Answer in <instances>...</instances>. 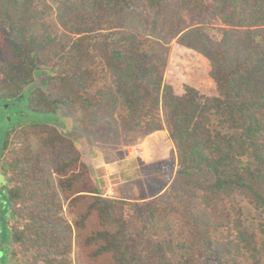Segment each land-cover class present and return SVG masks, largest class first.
<instances>
[{"label":"trees","instance_id":"1","mask_svg":"<svg viewBox=\"0 0 264 264\" xmlns=\"http://www.w3.org/2000/svg\"><path fill=\"white\" fill-rule=\"evenodd\" d=\"M55 5L73 34L66 41L50 31ZM133 20L161 25V41L142 42L136 25L128 30ZM0 31V99L17 101L24 122L0 141V241L8 236L15 255L28 264H82L85 243L93 260L109 264H264V225L260 237L235 203L243 194L264 215V0H0ZM102 81L114 90L110 101L127 108L119 116L126 133L149 137L157 165L136 168L131 179L162 180L155 196L101 193L75 141L46 120L60 106L99 108ZM32 137L61 150L63 194ZM88 198L71 223L65 203L79 208ZM190 206L204 219H191ZM92 214L102 229L84 238ZM14 217L22 229L11 226ZM162 218L180 228L177 238L156 236Z\"/></svg>","mask_w":264,"mask_h":264},{"label":"rangeland","instance_id":"2","mask_svg":"<svg viewBox=\"0 0 264 264\" xmlns=\"http://www.w3.org/2000/svg\"><path fill=\"white\" fill-rule=\"evenodd\" d=\"M51 1L53 2V0ZM55 7L56 11L50 19L52 24L50 31L54 33L55 39L66 41L68 39L67 36H73V34L61 22L64 9L61 10L57 5ZM133 21V23L127 26L128 30L132 29V24L136 25V30L140 32V40L142 42L153 41L158 43L161 41V35L164 32L161 25L154 31L152 25L147 26L137 20ZM127 23L129 24V22ZM6 55V41L0 31V61H3ZM46 72L47 69L42 67L37 76L41 77ZM106 83L109 84L107 81L98 82L95 87V91L103 90L102 95L106 96V102L99 108L74 111L65 106H60L58 111L54 115H48L46 120L51 126L58 127L63 134L75 141L78 151L87 158L92 184L96 185L101 193L109 197L119 196L135 200L155 196L165 187V183L162 180H153L152 178L143 180L142 176L135 177V180L131 179V176L137 170L136 168L142 169L146 165V167L148 166L152 169L153 164L157 165L156 158L151 157L146 148L149 137L142 136L138 132L126 133L119 116L126 114L127 108L122 99L110 101L113 99L114 90H110L109 86L105 85ZM37 86L45 87L44 81L41 80L40 83H37ZM6 107L7 104L5 105V109H0V120L3 121L5 119V123L0 125V141H3V138L6 137V132L13 123H24L20 121L18 116L17 110H20L18 109L19 106L14 107L12 105V109L9 111ZM156 134L153 133L152 136ZM126 135L129 139L124 140V142L120 140L122 136ZM94 139H96L95 143L93 142ZM32 143L34 150L43 154V161L50 169L48 175L52 177L55 188L63 194L58 185L59 179L63 176H59L55 172L59 166L58 162L61 160V156L59 155L61 150L58 152V150L54 151L52 148H46L40 140L33 137ZM142 145L144 146V151H141L137 147ZM0 153L3 154L1 144ZM71 155L73 156L74 154ZM4 165L5 163H3ZM81 170V168L78 169V171ZM66 194L70 195V193ZM61 200L65 202L63 197ZM91 201V198L86 199L79 205V208H71L68 202L65 203V217L74 224L75 221L81 218L83 212L88 210V205ZM235 203L243 208L246 225L260 237L263 236L261 227L264 225V215L262 212L250 204L243 194L238 193L235 196ZM189 208L188 212L191 219H204L198 212L197 207L190 206ZM169 218H173V216ZM162 219L156 224L155 230L159 233L156 236L164 237L171 235L177 238L178 234H180V228L172 223L168 224V220ZM19 222L20 220L14 217L11 219L10 224L22 229L23 224L20 225ZM170 226L173 227L172 230ZM100 229L102 228L97 215L92 214L87 221V227L82 230V233L84 238H86ZM9 243L10 239L7 236L6 244L9 246ZM11 250L12 253L9 255L6 249H0V264H28L23 255H15V245L11 246ZM92 250L93 247H89L85 243L81 246L80 255L82 264H109V260L105 257L100 258L98 261L93 260L90 256Z\"/></svg>","mask_w":264,"mask_h":264},{"label":"flooded vegetation","instance_id":"3","mask_svg":"<svg viewBox=\"0 0 264 264\" xmlns=\"http://www.w3.org/2000/svg\"><path fill=\"white\" fill-rule=\"evenodd\" d=\"M22 98H23V96H21ZM22 99L20 98L19 99V101H21ZM7 104V109H8V111L10 110V108H12V105L14 106V107H16L17 106V104H19L17 101H14L13 103H4V102H1V99H0V109H5V105ZM8 118V117H7ZM12 120V119H11ZM3 123H5V119L3 120V121H1L0 120V125L1 124H3ZM4 157H0V203L2 204V205H4V200L2 199V196H3V194H2V190H3V187H2V184H3V178H4V176H3V173H4V169H3V163H4ZM11 246L12 245H9L8 246V244H6V243H4V241H3V238H1V241H0V248L1 249H6L7 251L10 249V253H9V255L12 253V251H11ZM9 252V251H8Z\"/></svg>","mask_w":264,"mask_h":264},{"label":"crops","instance_id":"4","mask_svg":"<svg viewBox=\"0 0 264 264\" xmlns=\"http://www.w3.org/2000/svg\"><path fill=\"white\" fill-rule=\"evenodd\" d=\"M141 151H144L145 149H143V145L142 146H137ZM107 181V180H106Z\"/></svg>","mask_w":264,"mask_h":264},{"label":"water","instance_id":"5","mask_svg":"<svg viewBox=\"0 0 264 264\" xmlns=\"http://www.w3.org/2000/svg\"><path fill=\"white\" fill-rule=\"evenodd\" d=\"M1 181V180H0ZM2 204L0 203V217H1V213H2ZM1 223V222H0Z\"/></svg>","mask_w":264,"mask_h":264}]
</instances>
